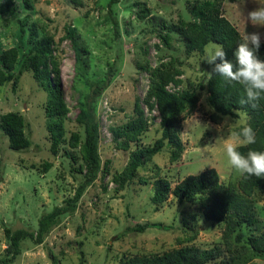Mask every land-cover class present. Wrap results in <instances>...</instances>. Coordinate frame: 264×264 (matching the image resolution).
<instances>
[{
  "label": "rangeland",
  "instance_id": "1",
  "mask_svg": "<svg viewBox=\"0 0 264 264\" xmlns=\"http://www.w3.org/2000/svg\"><path fill=\"white\" fill-rule=\"evenodd\" d=\"M78 1L29 0L33 5L31 10L24 8V0H1L0 53L21 45L17 20L10 10L15 9L20 19L32 15L55 34L69 109L67 139L73 132H78L82 138L85 136L84 127L76 122L81 104L90 94L85 78L103 81L111 67L118 69L96 104L101 132L100 155L103 163L110 162V175H113L125 169L129 153L115 148L110 128L125 123L132 115L135 98L143 99L148 90L149 77L139 66L148 62L156 67L162 61L178 58L183 62L182 80L196 85L208 80L212 66L203 61V55L187 57L178 36L171 50L164 47L158 37L164 32L163 24L171 26L180 18L193 20L190 4L205 0H120L112 6V0ZM143 1H147L151 10V15L145 19L139 17V4ZM8 2H12L10 10L6 6ZM257 3L264 0H223L222 13L242 36L252 31L264 33V28H254L246 19L247 12L256 8ZM113 19L118 22V32ZM68 26L77 29L80 48L86 50L82 52L84 65L77 63L72 44L65 38ZM80 66L84 77L79 72ZM169 89L175 91L174 86ZM46 103L47 93L31 73H23L16 87L10 83L0 87V117L9 112L22 114L27 120V136L31 141L29 149L13 151L0 129V260L8 248L6 229L37 231L42 215L56 207H65L85 181L84 173L78 171L81 161L76 150L65 143L58 155H52ZM143 107L149 128L140 144L151 147L162 135L161 120L158 111ZM212 113L207 94L203 92L198 109L182 116L179 134H187L181 138L185 148L181 160L171 164L167 150L154 158L153 165L160 168V176L166 178L172 188L186 177L209 169H215L224 184L238 185L242 176L227 166L223 138L236 133V128L245 124L247 117L242 113L234 119L225 117L224 121L228 122L220 124L221 134L220 125L210 119ZM221 135L223 138L218 140ZM67 150L74 154V160ZM45 163L51 164L47 172L43 169ZM150 174L141 172L142 176ZM152 193V184L135 183L117 192L111 176L97 181L87 188L73 214L61 216L43 244L26 240L21 256L13 264H120L123 255L158 254L181 247L177 243L182 237L186 205H180L171 196L166 204L155 207L151 204ZM253 206L259 220L255 233H261L264 231V196L255 197ZM153 223L170 228L127 232L135 225ZM196 230L198 236L193 244L198 247L211 248L222 240V231L203 219L198 220ZM250 264H264V260L255 259Z\"/></svg>",
  "mask_w": 264,
  "mask_h": 264
},
{
  "label": "trees",
  "instance_id": "2",
  "mask_svg": "<svg viewBox=\"0 0 264 264\" xmlns=\"http://www.w3.org/2000/svg\"><path fill=\"white\" fill-rule=\"evenodd\" d=\"M119 1L112 0L110 5ZM222 1L205 0L190 4L193 20L180 18L171 26L163 24L164 32L158 35L162 45L171 50L175 36H178L186 56L190 57L193 53L203 55L205 45L210 42L217 43L225 50L226 58L235 64L233 53L243 36L224 17ZM75 2L79 3L78 0ZM11 4L12 2L6 4L8 9ZM24 6L25 9H33L29 0H24ZM139 6L141 19L151 15L147 1H143ZM10 11L15 14L17 20L21 45L0 53V87L9 83L16 87L23 73L32 74L34 80L47 93L45 116L50 151L52 155H58L65 143L70 149L76 150L81 161L78 171L84 173L85 181L65 207H56L52 212L42 215L37 231L6 229L8 248L0 264H13L21 256L26 240L34 241L38 245L43 244L53 228L59 224L61 216L74 213L87 188L109 176L116 185L117 192L124 191L135 183L142 186L152 184L151 204L155 207L166 204L171 196L180 205H186L182 219V237L177 243L181 247L158 254L123 255L120 264H250L255 259L264 260V231L255 233L259 220L253 206L255 197L264 196V178L245 175L241 177L238 185L224 184L219 173L215 169H209L186 177L172 188L171 183L160 176V168L153 165L154 158L165 150L169 153L171 164L181 160L185 150L179 134L182 116L198 109L203 92L207 94V102L213 110L210 116L213 123L220 125L225 117L234 119L238 118L240 113L246 115V123L238 126L235 132H239L243 126H250L255 132L256 143L238 147L242 154L246 155L250 149L264 151V99L256 102V107L248 103L241 104V99H246L244 87L216 74L209 77L205 84L196 85L190 80L185 82L181 79L184 75L183 62L178 58L162 61L156 67L146 62L145 65L139 66L149 77L145 97L135 98L132 115L125 123L110 128L115 148L129 153L125 169L110 175V162L103 163L100 155L101 132L96 116V104L111 85L118 69L111 67L103 81H90L85 78L90 94L86 96L85 103L81 104V111L76 119V122L84 127L85 136L82 138L78 132H73L67 139L69 109L63 91L56 36L38 19L34 20L32 15L28 14L20 19L15 9ZM113 22L118 32V22L116 19H113ZM65 38L72 44L77 63L84 65L82 52L86 50L80 48L77 29L68 26ZM258 56L264 60V43L261 44ZM79 72L85 76L81 66ZM170 86H174L175 91H171ZM178 88L181 89L176 91ZM143 106L151 112L158 111L161 120L162 135L151 147H142L140 144L149 128ZM0 129L8 138L11 150L21 152L31 147L27 136V120L22 114L9 112L2 115ZM66 152L75 159L72 152ZM43 167L47 172L51 164L45 163ZM141 172L152 174L142 176ZM199 219L217 226L222 231V240L215 246L201 248L193 244L198 236L196 227ZM169 228L158 223L140 224L130 227L127 232L144 233L148 229L166 231Z\"/></svg>",
  "mask_w": 264,
  "mask_h": 264
},
{
  "label": "clouds",
  "instance_id": "3",
  "mask_svg": "<svg viewBox=\"0 0 264 264\" xmlns=\"http://www.w3.org/2000/svg\"><path fill=\"white\" fill-rule=\"evenodd\" d=\"M246 19L254 28H264V3H257L256 8L247 12ZM262 38L264 33L260 31L246 32L234 50L235 64L226 58L225 50L217 43L210 42L205 45L202 56L203 61L212 66L209 77L216 74L229 82L242 85L246 99H241L240 103H248L252 107H256V102L264 99V60L258 56ZM193 55L200 54L193 53ZM226 122L227 119L223 124ZM185 124L189 127L187 120ZM218 130L222 134L221 125L218 126ZM185 134L187 133H182L181 138ZM222 138L221 135L218 140ZM255 143L256 135L250 126H243L239 132L230 134L226 139L223 138L227 166L241 176L264 178V151L250 149L245 155L238 150L240 146Z\"/></svg>",
  "mask_w": 264,
  "mask_h": 264
}]
</instances>
